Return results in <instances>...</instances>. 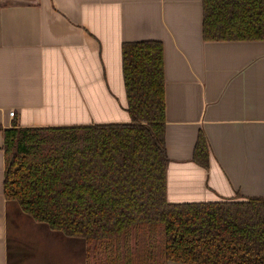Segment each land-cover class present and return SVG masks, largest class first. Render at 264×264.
<instances>
[{
	"label": "crops",
	"instance_id": "crops-1",
	"mask_svg": "<svg viewBox=\"0 0 264 264\" xmlns=\"http://www.w3.org/2000/svg\"><path fill=\"white\" fill-rule=\"evenodd\" d=\"M147 40L162 46L166 200L264 199V40H203L201 0H0V264L46 234L3 196L2 129L128 122L121 46Z\"/></svg>",
	"mask_w": 264,
	"mask_h": 264
},
{
	"label": "trees",
	"instance_id": "trees-1",
	"mask_svg": "<svg viewBox=\"0 0 264 264\" xmlns=\"http://www.w3.org/2000/svg\"><path fill=\"white\" fill-rule=\"evenodd\" d=\"M201 4L203 40H264V0ZM121 69L128 122L2 129L4 198L83 238L84 264H264L263 198L166 200L161 44L123 43Z\"/></svg>",
	"mask_w": 264,
	"mask_h": 264
},
{
	"label": "rangeland",
	"instance_id": "rangeland-1",
	"mask_svg": "<svg viewBox=\"0 0 264 264\" xmlns=\"http://www.w3.org/2000/svg\"><path fill=\"white\" fill-rule=\"evenodd\" d=\"M43 226L46 228V234L41 240H38L35 254H29L27 258L31 256L39 258L40 264H78V258H83V238L67 236L59 231L49 229L45 224ZM12 244L9 243V259L13 258L12 262L15 259L16 261L21 260L20 264H31L27 262V258H24L26 253L30 251L24 241H20L19 245H16L18 247ZM167 264L178 263L168 262Z\"/></svg>",
	"mask_w": 264,
	"mask_h": 264
},
{
	"label": "built area",
	"instance_id": "built-area-1",
	"mask_svg": "<svg viewBox=\"0 0 264 264\" xmlns=\"http://www.w3.org/2000/svg\"><path fill=\"white\" fill-rule=\"evenodd\" d=\"M13 113H14L13 111H9V112H8V114H9L10 116H13Z\"/></svg>",
	"mask_w": 264,
	"mask_h": 264
}]
</instances>
